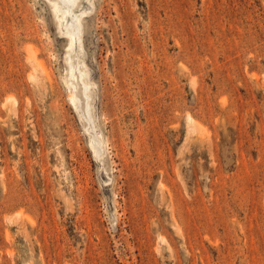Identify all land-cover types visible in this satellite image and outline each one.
Listing matches in <instances>:
<instances>
[{"label":"rangeland","instance_id":"rangeland-1","mask_svg":"<svg viewBox=\"0 0 264 264\" xmlns=\"http://www.w3.org/2000/svg\"><path fill=\"white\" fill-rule=\"evenodd\" d=\"M74 2L0 0V264H264V0Z\"/></svg>","mask_w":264,"mask_h":264},{"label":"bare ground","instance_id":"bare-ground-1","mask_svg":"<svg viewBox=\"0 0 264 264\" xmlns=\"http://www.w3.org/2000/svg\"><path fill=\"white\" fill-rule=\"evenodd\" d=\"M49 1L52 4L54 12L56 13L55 16L58 17L57 19L59 21V24L63 27L64 33L69 37L68 39L70 41V45H72L73 40L76 38L77 33L79 32V23H80V18H79L80 16L77 17V15L74 14V11L72 9V7L75 5L74 2L75 0H49ZM96 148L98 149L97 145Z\"/></svg>","mask_w":264,"mask_h":264}]
</instances>
